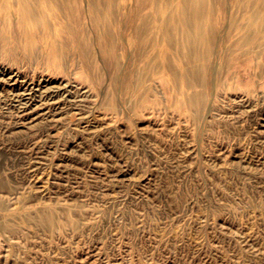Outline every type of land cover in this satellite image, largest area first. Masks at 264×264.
I'll use <instances>...</instances> for the list:
<instances>
[{
  "label": "rangeland",
  "instance_id": "obj_1",
  "mask_svg": "<svg viewBox=\"0 0 264 264\" xmlns=\"http://www.w3.org/2000/svg\"><path fill=\"white\" fill-rule=\"evenodd\" d=\"M154 1L161 78L0 55V264H264V0Z\"/></svg>",
  "mask_w": 264,
  "mask_h": 264
},
{
  "label": "bare ground",
  "instance_id": "obj_2",
  "mask_svg": "<svg viewBox=\"0 0 264 264\" xmlns=\"http://www.w3.org/2000/svg\"><path fill=\"white\" fill-rule=\"evenodd\" d=\"M152 1L0 0V55L14 64H38L49 72L62 75L79 67L86 81L99 88L103 70L118 69L130 47L137 60L150 61L154 75L161 78L159 68L166 55L162 42L169 41V29L167 22L161 24L159 20V10L165 6L159 7L160 3ZM189 2H194L197 7L209 4L207 0L169 2L171 12L178 17L177 28H180V22L187 25ZM145 8L150 10L149 13L144 11ZM197 15L200 18L193 25L198 28L193 46L200 48L205 39L200 23L204 15L193 11V16ZM263 15L257 6L248 13L252 21L261 20ZM245 31L240 27L242 37ZM180 44L185 47L184 43ZM244 45L241 41L240 46ZM98 61L104 66L101 75ZM32 91V88H25L26 100Z\"/></svg>",
  "mask_w": 264,
  "mask_h": 264
}]
</instances>
